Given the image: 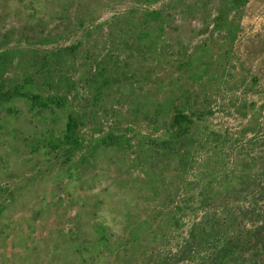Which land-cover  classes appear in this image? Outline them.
<instances>
[{"label": "rangeland", "instance_id": "rangeland-1", "mask_svg": "<svg viewBox=\"0 0 264 264\" xmlns=\"http://www.w3.org/2000/svg\"><path fill=\"white\" fill-rule=\"evenodd\" d=\"M170 1L0 0V61L8 58L0 82L18 84L34 71L45 97L70 96L84 142L70 167L55 151L68 111L40 109L26 96L0 105V264H75L76 240L90 239L97 223L121 232L163 205L175 209L161 264H259L254 249L215 261L219 231L191 253L185 248L192 230L213 218L229 225L234 218L231 226L245 232L264 229V0H177L158 66L132 39L121 47L127 18ZM220 7L228 21L218 25ZM75 44L63 81L55 82L54 57V78L41 74L48 51ZM194 52L197 62L182 76L177 63ZM166 101L204 115L186 168L151 148L168 131V117H155ZM111 133L122 145L104 143Z\"/></svg>", "mask_w": 264, "mask_h": 264}, {"label": "trees", "instance_id": "trees-1", "mask_svg": "<svg viewBox=\"0 0 264 264\" xmlns=\"http://www.w3.org/2000/svg\"><path fill=\"white\" fill-rule=\"evenodd\" d=\"M230 2L231 5L237 3L245 5L248 0H226V4ZM226 4L224 5L225 9L228 7ZM178 6L179 2L172 0L168 2L166 7L145 10L140 19L131 21L127 18L124 26L127 27L128 31L124 27L121 28V47L126 46L132 39L134 46L139 47L140 52L153 51L158 66L161 62L160 58L165 57L167 53L168 40L164 36L170 25L171 11ZM221 7L216 16L218 25L228 21L224 12L225 9ZM114 29L117 30V28ZM233 33L230 34L235 36ZM81 44L62 47L52 52L48 51L45 55V62L40 68L41 74L54 78L50 63V57H54L55 82L63 81L62 78L65 72L69 73L72 67L71 64L75 62V58L78 56ZM197 54L198 52H194L193 55L186 58L187 60H179L177 67L180 69L182 76L189 74L191 69L194 68L197 62ZM7 59V57H4L0 61V80L4 78L7 72ZM97 70H99L100 77L103 78L107 68L101 63ZM32 72L28 73L26 78L18 84L11 85L5 80L0 82V105L15 96H26L40 109L55 108V112L68 111L64 133L55 140V151L58 152V157H66L65 163L73 167L84 143L81 134L83 116L75 109L69 110L72 103L70 96L55 93L45 97L41 93L43 89L40 81L37 79L36 74ZM172 103L173 101H166L165 106L160 104L156 107L155 117L157 119L162 117V113L165 117H168L165 120V125L168 124V131L165 133L164 138H158L150 144L153 145L151 148L157 156L161 152L166 153L171 160H178L181 166L186 168L194 158L191 149V144L195 143L194 138L196 137L194 130L203 120L204 115L203 112L194 110L196 107L190 106V104L182 107L179 105L173 106ZM122 139L121 136L111 133L103 141L111 145H122ZM160 182L164 183V180H159L157 186L161 185ZM163 198L164 196L161 197V200ZM168 198L171 202L176 201V195L175 197L169 195ZM168 198L166 199L168 200ZM174 209V207L168 209L165 205L156 206L147 213L145 218L140 216L132 224L122 227L121 232L117 233L109 226L97 223L94 226V235L90 239L81 242L76 240L73 262L75 264H106L99 261L114 257L118 264H161L163 260L169 259L163 256L161 248L170 239L169 226L171 225V219L174 218ZM216 219L213 218L212 223H208L207 228L204 225H197L192 230L193 237L186 245L185 252L191 253L192 248L196 245L202 246V243L207 242V238H210L214 231H219L216 235H212L217 240L215 242L216 248H212V250L214 249V256L217 258L215 261H219L218 259L220 261L231 259L238 251L243 252L245 249H254V254L260 257L259 264H264V229L245 232L243 229L231 226L235 221L234 218H232L233 222L230 225L228 223L229 218L228 220L225 218L221 223L220 220ZM197 228L200 229L198 235L202 239L196 244L193 242L197 240L195 235ZM230 230L231 232H229ZM72 235L77 236L76 232ZM148 243L153 244L147 245Z\"/></svg>", "mask_w": 264, "mask_h": 264}]
</instances>
